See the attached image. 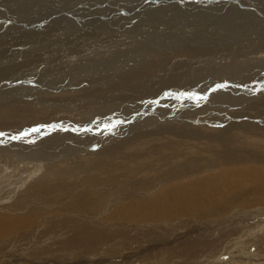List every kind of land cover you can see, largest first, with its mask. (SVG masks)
<instances>
[{
    "label": "rangeland",
    "instance_id": "rangeland-1",
    "mask_svg": "<svg viewBox=\"0 0 264 264\" xmlns=\"http://www.w3.org/2000/svg\"><path fill=\"white\" fill-rule=\"evenodd\" d=\"M14 1L31 2L35 0ZM50 1L53 2L54 6H59L61 12L57 10V17L49 18L53 21L49 29L45 27H41V29L40 27H26V24L22 27L27 28V30L31 28L29 31L43 32L44 30L47 32L50 30L57 34L67 31L62 30L63 25L69 26L71 24L69 26L70 32H75L77 35L75 34L76 36L72 37L70 34L72 39L65 41L64 44L75 43V50L71 48L70 51L73 55H69V52L68 57L64 58V55L60 54L56 59L57 64L54 65L57 66L56 69L54 68L57 71L60 65L59 61H62L64 65L69 62V67L66 68L67 72L64 76L71 81L61 96L56 97L54 94H45L43 100L37 102L27 94L32 93V89L35 92L43 91V89L38 84L24 81L26 80L25 76L18 74L17 80H0V89L2 86L4 88L13 87L9 92L1 90L2 93H0V133L5 134L0 136V157H3L2 154H9V156L11 154L22 155L25 152H28L26 155L35 154L32 155V158H28L27 163L29 164L19 165L22 168V175L19 180L16 177L18 181L30 182V178H34V173L30 176V172H28V176L24 172L27 169L26 165L29 170V167L30 169L35 168L31 164L44 162V166L37 168L41 171L43 168H47V162L55 160L57 164L54 170L58 173H65V180L61 181L63 183L62 190L48 191L50 192L48 198L52 203L47 207V204H44L45 198L42 199L43 196L39 194L40 190L33 192L19 187L21 192L12 191L6 194L0 186V193L5 194L0 196V216L10 221V224L6 226L7 229L0 231V264H264V198H260L264 195V184H256V181H254L256 183H252L253 180L246 181L243 174H241L240 178L237 179L238 185L237 181H230L229 178L220 175L221 168H216L217 160H225L224 155L228 152L236 153L237 156L244 158L252 156L256 162L251 161L254 165L264 166L261 162L264 160V91L260 90L264 88V45H258L260 48L255 45H250V47L247 45V49L243 45H237L228 49L227 43L224 44V41L220 43V36L222 37V35L218 34L217 39L211 38L212 42L216 41L217 45H222L223 48H214V45H210L212 43L206 40L207 42L204 44L207 48L200 47V50L196 49V52H193L192 50L195 48H187L193 42L187 44L184 41V45H180L181 48L172 46L176 44V41L179 42L177 40L178 36L172 33L173 28H175L173 25H167L168 28H171L170 31L162 32L171 36L172 39H166L163 35L158 36L153 32L151 33L152 30H149L147 36L143 35L136 40L134 36L138 34H130L126 38L121 30L115 34L112 32L114 28H108V34L101 36L104 40L100 36H98L99 39L95 38L98 40V44L101 45L100 49L86 56L83 55L84 60H81V62L85 61V63L78 65L79 68L77 63L74 62L78 58L74 59L73 57L74 54L79 53H76L78 51L76 48H84V46L88 47L85 50L89 47L92 48L91 45H88L89 40L92 39V28L90 29L88 26L92 21H95L94 17L100 19V16L106 17L110 23L111 20L120 19L124 15L125 18L130 16L132 21L134 20L131 21L133 24L130 26L139 29L141 33L145 29L147 31V26L144 23V21L147 23V17L152 20L157 17L158 20L156 19V21H163L165 18L174 20L175 17V19H179L180 27L181 24L185 25V22L189 24L185 25L189 27H184L181 30H179V27L177 30L180 35L185 34L180 37H185L191 30L190 27L197 19L196 17L203 13H206L205 17H208V15L215 12L217 7L222 9L227 3L233 5L232 0H165L164 3L157 1L153 2L154 4L149 3L147 9L143 11L144 13L140 15L134 13L138 11L136 9L138 8L137 2L140 0H132L131 3L124 0H102V6L98 4L99 8L96 7V4L87 7L82 6V8L78 7L79 9L73 7L76 12L91 10L89 12L94 17L91 16L88 21L84 18L85 14L80 16L84 19L81 20L78 18L80 14L70 18L67 17L69 15H64L62 11V9H65L63 3L74 1L76 4L77 2L82 4L83 0ZM238 1L234 5L241 8L243 4L245 5L243 2L247 0ZM181 2L188 6L183 7V9L190 12L189 16L184 10H179V6H182ZM133 3L136 6L135 8L132 5ZM128 6L130 9H128ZM83 7L86 9H83ZM162 17H164L163 20ZM134 18L136 21L139 19L140 25L134 24L136 22ZM205 22L208 23L209 20ZM28 23L32 22L29 21ZM141 24L143 25L141 26ZM78 27H80V30H78ZM0 28H2L1 25ZM150 29L159 31V26ZM6 32L9 33V31ZM3 33L0 34V38L3 37ZM14 33H16V30H14ZM65 36L67 38L69 33ZM133 39L136 41H133ZM163 40L166 44L161 46ZM125 41L126 43H124ZM260 41L262 39L257 42L260 44ZM154 42H158V46H154ZM166 46L168 48H164ZM53 48H59L56 40L53 41ZM111 48L113 51L110 50ZM140 48H143V50ZM115 49L120 51L117 52L116 50L114 52ZM42 51L39 50L38 52L40 56L36 53L32 55L38 59V57H42V53L44 55V51L49 52L50 50L45 49ZM222 51L226 55L220 58L218 56ZM214 52L216 54H213ZM229 55L230 58L234 59L231 62H227V60L225 62L224 59H228ZM259 56H262L261 60ZM100 57L104 60L103 64L88 66L89 63H93L95 60L96 63L102 61ZM108 58L109 60H107ZM17 61V58H15V62L4 61V63L2 61L0 71L11 64L16 65ZM30 67L31 65L27 66L28 69ZM47 67L51 68V66ZM36 69L37 67L32 68L29 72L31 73ZM246 70H249V73ZM252 72L257 74L254 76ZM165 73H167L165 79H161V76ZM259 73L262 74L261 77H257ZM140 74L144 77H139ZM101 76L103 77L100 78ZM126 76L134 78L123 81V77ZM96 77L98 83H95ZM124 82L131 83L125 84ZM78 83H80L79 86L85 87L86 91L89 89L88 98L83 99L81 91H75V87L71 90ZM218 85H224V87H217ZM155 86L157 88L159 86L160 89L156 91ZM229 89L234 91L232 96L234 99L229 101L230 103L226 104L227 99L223 100L226 103H222V100H217V102L210 99L215 91L231 94ZM152 90L155 92H152ZM54 92L55 94L58 93V91ZM109 92L110 94L115 93V95L107 98L103 97L104 103H102V95ZM190 93L206 97V99H198L197 101V99L188 97L187 94ZM96 96H99V100H93ZM26 97L29 99H24ZM115 98L117 100L121 99L122 104L116 106L121 109L109 113L99 112L102 110L111 111L107 108L115 104L110 103ZM158 99H167L164 102L166 107L163 109V112L166 111V116H158V114H154V111L152 113L151 110H147L149 115H141L144 113L140 112L138 114L139 112L134 113L132 111L140 110L143 105H147V102L154 103ZM26 101H30L32 106L28 105ZM20 102H23L26 108L21 114L22 116L15 113V109L10 110ZM207 102L210 104L207 105ZM212 103L215 104L212 105ZM224 105H230V107L225 109ZM129 109L130 112L127 115L134 113L129 122L126 124L119 123L121 126L119 125L118 128H112L111 130H107L108 127H106L107 131L97 134L96 143L92 141L90 138L91 133H96L98 130L96 127L102 121H110L115 117L119 118L120 115H117L119 111L122 115ZM156 109L154 108L155 111H157ZM228 109L230 112L226 111ZM94 116L96 118H93ZM167 116L178 117L179 121L173 123H179L183 127L162 130L158 134L147 132L148 144L143 146L137 144L139 141L136 140H144L141 137L145 135H142V132L147 124H156V122H150L151 119L155 118L158 121V119L163 120ZM206 116L210 120L206 119ZM31 119H34L35 123H29ZM146 121L147 124H145ZM185 122L193 126L188 127ZM34 128H39V131L43 134L38 135L39 131H29ZM127 128L131 129L132 132H128ZM45 129L47 131L43 132ZM25 132H30V134L16 139V142L4 140V138H12L15 133ZM126 136H129L126 140L128 142L125 141ZM62 141L66 142L61 144ZM131 142L133 144H128ZM41 145L43 148L40 154L34 149H28L29 146L35 148V146L40 147ZM127 145L128 150L125 148ZM51 146L54 147V150ZM49 147L53 150L50 154L45 151ZM112 150L115 152L112 153ZM107 152L111 154L112 158L116 156L114 161L107 165L108 174L114 177L113 181L110 178L108 179V174L104 173V166L103 173L100 170L98 171L99 178H106L109 182L103 184L101 191L97 188L101 192L100 195L93 199L89 196L80 197L81 195L78 194L73 198L72 204L70 202L71 194H77L72 192L78 191V186L84 183L81 182L82 176L69 179V175L87 169L88 163L95 159L96 155L100 159H108L110 154L108 155ZM148 152L149 154L156 153L153 154L150 160L153 165H157L156 167L165 165L164 167L160 166L159 175L160 178L164 177L168 183L158 186L156 184L159 182V175L147 176V173L149 174L147 172ZM37 153L39 154L38 158H36ZM119 154H122L121 158H118ZM22 161H26V159ZM194 166H201V169L213 167L205 170L213 171V175L207 179L210 183L217 185V188L213 190V195L209 190L205 192V195H202V193L197 195V193L192 192L191 196H186L192 190L194 184L205 181V173H200ZM2 167L0 164V168ZM1 173L2 170H0ZM93 173L94 171L89 172L87 169L85 175L87 178L89 175L96 177ZM44 174H47L46 170ZM187 174L190 175L185 176ZM14 175L12 176L15 178ZM72 176H75V174ZM231 183L233 189L228 190L227 186L229 185L227 184ZM182 184L186 185L187 191L178 190ZM234 185H238V187L234 188ZM84 187L88 191L94 188L91 185H85ZM146 189L147 192L142 191ZM166 189L168 190L165 191ZM195 189L202 192L203 187L196 186ZM132 190L137 191L138 194L131 196ZM171 190L174 192L173 196L167 198L165 192L168 193ZM183 192L185 194L182 195ZM219 193L220 195H218ZM248 193L253 195L251 196ZM211 195L218 198L217 201L213 202ZM246 195H250V197H245ZM185 196L191 197V199L185 201ZM248 198H251L249 199L250 202ZM252 198H255L254 201L257 200V202L252 201ZM243 199H247V201L241 202L244 201ZM195 201H199V203ZM210 202L212 205H210ZM29 251L34 252L29 255ZM27 256H29V259ZM244 260H249V262H243Z\"/></svg>",
    "mask_w": 264,
    "mask_h": 264
},
{
    "label": "bare ground",
    "instance_id": "bare-ground-1",
    "mask_svg": "<svg viewBox=\"0 0 264 264\" xmlns=\"http://www.w3.org/2000/svg\"><path fill=\"white\" fill-rule=\"evenodd\" d=\"M105 1V0H103ZM102 0H83L82 4H77L73 1V2H70V3H63L64 5V8L65 9H62V11L64 12V15H69L67 17H70V18H74V16L76 15H79L78 18H80L81 20H84L83 17H80L82 14L84 16V18L86 19V21H88V18H90L91 16H93L92 14H90L89 10L88 12L86 11H78L76 12V10L74 8H82V6H91L92 4H96L98 6V4H101L102 6V3H103ZM108 1V0H107ZM106 1V2H107ZM117 1V0H116ZM123 1V0H122ZM124 1H127V2H133L132 0H124ZM137 1V0H135ZM157 1H160V2H163L165 0H140L138 1L137 5H138V11H135L134 13H136V15H140L142 13H144L143 11H145V9H147V5H149V3L151 4H154L155 2ZM173 1V0H172ZM192 1V0H191ZM205 1V0H204ZM202 1V2H204ZM207 1V0H206ZM154 2V3H153ZM211 2V1H209ZM214 2V1H213ZM228 2V1H227ZM235 2H239L238 0H232V4L234 5ZM136 3V2H135ZM175 3V2H174ZM208 3V2H207ZM206 3V4H207ZM245 3V5L243 4ZM242 4V7L240 8L239 6L237 5H231L230 3H227L225 5V7L222 9H219L217 7V9L215 10V12L212 10V12L214 13H211L210 15H208V17H205V14H201L199 16H201V18L196 17L197 19L194 20V23L191 25L190 29L189 30V33L186 34L185 37H180L181 35L177 32L178 28L180 27L179 25V19H175L174 17V20L172 19H164V17H162V20L163 21H156V19L152 20V19H149L147 17V23L146 21H144L145 23V26H147V31L146 29L141 33L139 29H135L133 27H131L130 25L133 24L132 22V18L130 16H127L125 18V15L124 17L122 16L120 19H115V20H111L110 23L108 22V19L106 17H101L98 18V17H94L93 19L95 20L94 22L92 21L90 24H89V28L91 29L92 28V39L89 40L88 42V45H91L92 48L89 47V49H86L85 48H88L86 46H84V48H76L79 52L77 55L74 54V59L78 58V60H74V62L77 63V66L78 65H81L83 63H85V61H82L81 60H84V56L83 55H87V54H90L91 52L93 51H96L97 49L99 50L101 45L98 44V40L95 39L96 37L99 39L98 36H103L105 34H108L107 31L109 30L108 28H111L113 29L114 28V31H112L113 33L116 34L117 31H122L123 34H124V37H126L127 35H130V34H138L136 36H134V39H139V37H142L143 35H146L148 34L149 30H152L151 33H155L157 34L158 36H161L163 35L166 39L171 38V36H168L167 34H164L165 32L164 31H170L171 28H168L167 25H173L175 28H173L172 30V33L173 35L175 36H178L177 40L176 41V44L172 45L174 48H177V47H180L183 46V42L186 41L187 44H192L191 42H193V44L187 48H195L194 50H192L193 52H196V49L200 50V47H203V48H207V46L204 44L205 42H207L206 40H208V42L212 43L210 45H214L213 47L214 48H223V46H219L217 45V42H212V39L211 38H216L218 36V34H221L222 37L220 36V43L224 41V44L227 43V47L228 49L229 48H232L233 46H237V45H243L245 48L246 46L248 45L250 47V45H255L258 47V45H264V0H247V1H244ZM107 4V3H106ZM167 4V3H166ZM205 4V3H204ZM56 5V4H55ZM104 5V4H103ZM108 5V4H107ZM113 5V4H112ZM128 5V4H127ZM131 5V4H130ZM134 6V8L136 7L135 4L133 3L132 4ZM179 5V4H178ZM181 5L182 6H179V10H184L183 7H188L187 5H185L184 2H181ZM69 6H72L71 8ZM118 6V5H117ZM151 6V5H150ZM155 6V5H154ZM214 6V5H213ZM59 6H54L53 5V2L50 1V0H35V1H31V2H26V1H19V2H15L14 0H1L0 1V25L2 28H0V34L2 32H4L2 34L3 37L0 38V47H3V48H0V50L2 49L3 51L1 52L0 51V63H2V61H9V62H15V58L18 59L17 61V64H11L9 67L7 68H4L3 70L0 71V80L1 79H13V80H17V78L19 77L18 74L22 75V76H25L26 77V80L24 81H28V82H31V83H35V84H38L39 86H41V88L43 89V91H37L35 92L33 89H32V93H28L27 95L31 98H34L35 101L37 102H41L43 100V95L45 94H54V96L56 97H59L61 96L64 91L67 89V86L69 84V82L71 80L68 79V77L64 76L65 73L67 72V67H69V62H67L65 65L62 61H59V68L57 69V71L55 70L56 67L54 66L55 64H57L56 62V59H58V56L61 55H64L63 57L64 58H67L68 57V53L72 50L71 48H74L75 47V43H72L70 45H66L64 44L65 41L67 40H71L72 37H75L77 34L75 32H70L71 30L69 29L70 25L69 26H62V30H67V31H62V32H59L57 34H55L56 32H52V31H44L43 32H34V31H29L27 30V28H23L22 26L24 24H26L28 26H32L34 28H38L40 27H45L47 29L50 28V26L52 25L53 21L50 20L49 18H53L56 16V11L59 10V12H61V9L58 8ZM74 7V8H73ZM85 7H83V9H86ZM127 7V6H126ZM132 7V6H131ZM142 7V8H141ZM149 7V6H148ZM165 7V6H164ZM201 7V6H200ZM221 7V5H220ZM58 8V9H57ZM153 8V7H152ZM159 8V7H158ZM163 8V7H162ZM199 8V7H198ZM213 8V7H212ZM79 9V8H78ZM101 9V8H100ZM117 9V8H116ZM128 9L129 6H128ZM154 9H157V8H154ZM153 9V10H154ZM201 9V8H200ZM81 10V9H80ZM115 10V9H114ZM113 10V11H114ZM118 10V9H117ZM140 10V11H139ZM158 10V9H157ZM194 10V9H193ZM196 10V9H195ZM219 10H221L219 12ZM150 11V10H149ZM152 11V10H151ZM150 11V12H151ZM185 11V10H184ZM192 11V10H191ZM203 11V10H202ZM211 11V10H210ZM224 11V12H222ZM110 12V11H109ZM124 12V11H123ZM126 12V10H125ZM124 12V13H125ZM160 12V10H159ZM162 12V11H161ZM186 12V11H185ZM208 12V11H206ZM218 12V13H216ZM52 13V14H51ZM87 13V14H86ZM94 14V11L92 12ZM155 13V12H154ZM158 13V12H157ZM163 13V12H162ZM170 13V12H169ZM174 13V12H173ZM187 15L190 13V12H186ZM197 13V12H196ZM180 14V13H179ZM184 14V13H183ZM198 14V13H197ZM117 15V14H116ZM135 15V14H134ZM175 15V13H174ZM186 15V14H185ZM186 15V17H187ZM51 16V17H50ZM73 16V17H72ZM114 17V15H112ZM119 16V15H117ZM132 16V15H131ZM154 16V15H153ZM170 16V15H169ZM182 17V15H180ZM189 16V15H188ZM57 17V16H56ZM62 17V16H61ZM112 17V18H113ZM116 17V16H115ZM143 17V16H142ZM159 17V16H158ZM185 17V18H186ZM96 18V19H95ZM155 18V17H154ZM178 18V17H177ZM180 18V17H179ZM188 18V17H187ZM49 19V20H47ZM92 19V20H93ZM135 19V18H134ZM183 19V18H181ZM180 19V20H181ZM191 19V18H190ZM54 20V19H53ZM139 19H135V23L136 25H140V23L138 22ZM158 20V19H157ZM185 20V19H183ZM192 20V19H191ZM206 20H209L208 23H206L205 21ZM31 21L32 23H28ZM43 22L42 24L40 22ZM68 21V20H67ZM132 21V22H131ZM141 21V20H140ZM182 21V20H181ZM187 21V20H186ZM4 22V23H3ZM74 22V21H73ZM176 22V23H175ZM190 22V21H189ZM75 23H77L75 21ZM81 23V22H80ZM187 22H185L184 24L185 25H189L188 23L186 24ZM56 24V23H55ZM79 24V22H78ZM14 25V26H13ZM75 25V24H74ZM73 25V26H74ZM83 25V24H82ZM143 24H141L142 26ZM183 24H181V27L179 30L183 29L184 27H189V26H185ZM72 26V27H73ZM87 26V25H86ZM134 26V25H133ZM156 26H159V31H156L154 29H150V28H154ZM77 27V26H76ZM107 27V28H106ZM61 28V27H60ZM80 30V27H78ZM83 28V26H82ZM87 29V28H86ZM141 29V28H140ZM187 29V28H186ZM14 30H16V33H14ZM6 31H9V33H7ZM91 31V30H90ZM6 32V33H5ZM164 32V33H162ZM69 33V36L67 38H65L66 34ZM112 33V35H114ZM192 33V34H191ZM71 34V36H70ZM76 34V35H75ZM160 34V35H159ZM191 34V35H189ZM185 35V34H183ZM189 35V36H188ZM109 36V35H108ZM147 36V35H146ZM153 36V35H152ZM151 36V37H152ZM81 37V36H80ZM102 38V37H101ZM106 38V37H105ZM110 38V36H109ZM112 38V37H111ZM127 38V37H126ZM153 38V37H152ZM203 38V39H202ZM75 39V38H74ZM103 39V38H102ZM119 39V38H118ZM117 39V40H118ZM125 39V38H124ZM122 39V40H124ZM129 39V38H128ZM133 41H136L134 40ZM217 39V38H216ZM259 39H262V41H260L261 43L259 44L257 41H259ZM56 40L57 41V44L59 46V48H56L54 49L53 48V41ZM76 40V39H75ZM104 40V39H103ZM115 40V39H114ZM126 40V39H125ZM132 40V39H131ZM149 40V39H148ZM153 40V39H152ZM157 40V39H156ZM155 40V41H156ZM79 41V40H78ZM101 41V40H100ZM130 41V40H129ZM219 41V40H217ZM11 42V43H10ZM70 42V41H69ZM68 42V43H69ZM76 42V41H75ZM142 42V41H141ZM151 42V40H150ZM159 42V41H158ZM158 42H154L153 45L154 46H158L157 43ZM16 43H17V46H16ZM84 43V42H83ZM122 43V42H121ZM126 43V41L124 42ZM161 43V42H160ZM80 44V43H79ZM164 44H166V42H164L163 40V43H161V46H164ZM209 44V43H208ZM55 45V44H54ZM30 46V48H28ZM73 46V47H72ZM106 46V44H105ZM109 46V45H108ZM247 46V47H248ZM11 47H16V48H11ZM82 47V46H81ZM160 47V46H159ZM172 47V48H173ZM264 47V46H263ZM44 48V50L48 49L50 50L49 52H45L44 50V55H42L43 51L42 49ZM164 48H168L167 46L164 47ZM181 48V47H180ZM244 48V49H245ZM260 48V46L258 47ZM92 49V51H91ZM141 50H143V48H140ZM163 49V48H162ZM247 49V48H246ZM249 49V48H248ZM25 50V51H24ZM39 50H41L42 54L41 56L42 57H38L40 56V53L38 55V52ZM75 50V48H74ZM112 50V48L110 49ZM117 49H115L114 52H116ZM197 50V51H198ZM202 50V49H201ZM205 50V49H204ZM237 50V49H236ZM235 50V51H236ZM257 50V49H256ZM113 51V50H112ZM120 51V50H117V52ZM215 51V50H214ZM242 51V50H241ZM220 52V51H219ZM238 52V51H237ZM248 52V51H247ZM37 54L38 56V59H36V57H34L32 54ZM96 53V52H95ZM101 53V52H100ZM202 53V52H201ZM99 54V53H98ZM110 54V53H109ZM211 54V53H210ZM213 54H216L215 52ZM69 55H73L72 52L69 53ZM100 55V54H99ZM106 55H108L106 53ZM105 55V56H106ZM203 55V54H202ZM207 55V54H206ZM226 54L223 53V51L221 52V54L218 56V57H223L225 56ZM238 55V53H237ZM104 56V55H103ZM257 56V55H256ZM263 56V55H262ZM262 56L260 57V60L262 58ZM191 57V56H190ZM208 57V56H207ZM258 57V56H257ZM61 58V57H60ZM59 58V60H60ZM102 60V57H100ZM105 58V57H104ZM213 58V57H211ZM52 59V61H51ZM218 59V58H217ZM232 59L234 58H230V55L228 57V59H224L225 62L227 60V62H231ZM256 59V58H255ZM90 60V59H89ZM109 60V58L107 59ZM189 60V59H188ZM196 60V59H195ZM204 60V59H203ZM208 60V59H207ZM73 61V60H72ZM96 61V60H95ZM93 62V63H89L88 66L92 67L94 65H98V64H103L104 60L96 63V62ZM173 61V60H172ZM202 61V60H200ZM223 61V60H222ZM56 62V63H55ZM81 62V63H79ZM88 62V61H87ZM191 62V60H190ZM193 62V61H192ZM212 62V61H211ZM5 63V62H4ZM75 63V64H76ZM141 63V62H140ZM173 63V62H172ZM201 63V62H200ZM8 64V63H6ZM94 64V65H93ZM136 64V62H135ZM31 65V67L28 69L27 66L29 67ZM47 66H51V68L49 69ZM76 66V67H77ZM135 66V65H134ZM133 66V68H134ZM139 66V65H138ZM137 66V67H138ZM207 66V65H206ZM37 67L36 70L32 71L31 73L29 72L32 68H35ZM55 68V69H54ZM79 68V66H78ZM212 68V67H211ZM206 69V67H205ZM251 69V68H249ZM179 70V69H178ZM219 70V69H218ZM252 70V69H251ZM262 70V69H261ZM260 70V71H261ZM173 71V69H172ZM181 71V70H180ZM247 71V70H246ZM249 71V70H248ZM247 71V72H248ZM193 72H194V69H193ZM200 72V71H199ZM212 72V71H211ZM217 72V71H216ZM173 73V72H172ZM196 73V72H195ZM201 73V72H200ZM210 73V72H208ZM213 73V72H212ZM249 73V72H248ZM253 73V72H252ZM100 74V73H99ZM143 74V73H141ZM140 74V75H141ZM167 73L163 74L161 76V79L164 78L165 79V75ZM194 74V73H193ZM247 74V73H246ZM254 76L257 74L256 72L253 73ZM252 74V75H253ZM124 75V74H123ZM139 77H144V75H141ZM199 75V74H198ZM261 73H259V75L257 77H261ZM35 76V78H33ZM75 76V75H74ZM176 76V75H175ZM212 76V75H211ZM46 77V78H45ZM103 76H101L100 78H102ZM134 77H129V76H126V77H123V81H127L129 79H132ZM77 79V78H76ZM90 79V78H89ZM97 79V77L95 78ZM246 79V78H244ZM33 81V82H32ZM97 80H95V83H98ZM134 81V80H133ZM236 81V80H235ZM254 81V80H253ZM196 82V81H195ZM18 83V82H17ZM82 83V82H81ZM125 84H130L131 82H124ZM101 84V83H100ZM121 84V83H120ZM197 84V83H196ZM10 85V84H9ZM20 85V84H19ZM80 83H78L77 85H74L71 90L75 87V91H81L82 93V96H83V99L84 98H88V94H89V89L86 91L85 87H81L79 86ZM122 85V84H121ZM200 85V84H199ZM7 86V84H6ZM11 86V85H10ZM101 86V85H100ZM178 86V85H177ZM205 86V85H203ZM81 87V88H80ZM184 87V86H183ZM13 87H6L4 88L2 86V88L0 89L1 90H5L4 92H9L11 91ZM154 88H156V91H158L160 88L158 86V88L155 86ZM153 88V89H154ZM197 88V87H196ZM121 89V88H120ZM220 89V88H219ZM204 90V89H203ZM54 91H58L57 94H55ZM111 91V90H110ZM201 91V90H200ZM230 93L231 94H223V93H219L217 91L213 92V95L210 97V99L212 101H221L222 100V103H226V101H223L224 99H227V103H230L229 101H232L234 99L233 94H234V91H231L229 89ZM3 92V93H4ZM150 92V91H149ZM152 92H155L154 90H152ZM244 92V91H243ZM2 93V91L0 92ZM84 93V94H83ZM118 93V92H117ZM123 93V92H122ZM178 93V92H177ZM227 93V92H226ZM180 94V93H179ZM2 95V94H1ZM20 95H21V91H20ZM77 95V94H76ZM106 95V96H105ZM105 95H102V103H104V100H103V97H110V96H114L115 93H111L110 92L108 94H105ZM18 96V95H16ZM149 96V94H148ZM175 96V95H173ZM238 96V95H237ZM99 96H96L95 99L93 100H99L98 99ZM101 98V96H100ZM104 98V99H106ZM245 98V97H244ZM24 99H29V98H24ZM110 99V98H108ZM242 99V98H241ZM246 99V98H245ZM129 100V98H128ZM167 99H158L156 100L154 103L152 102H147V105H143V108L140 109V110H132L134 113L135 112H139L138 114H140V112H143L144 114H141V115H149V113L147 112V110H151L152 113L154 111V114H158V116H166V111L163 112V109L166 107L165 105V101ZM210 100V101H211ZM1 101V100H0ZM198 101V99H197ZM207 101V100H206ZM217 101V102H218ZM28 105L32 106L31 105V102L30 101H26ZM25 102V103H26ZM109 102V101H107ZM121 99L117 100L116 98L114 100H111L110 103H115L114 105H112L110 108H107L111 111H107L106 110H102V111H99L101 113H109V112H112V111H117L119 109H121L120 107H116L121 103ZM146 102V101H145ZM216 102V103H217ZM192 103V102H191ZM205 103V102H204ZM126 104V103H125ZM146 104V103H145ZM210 104L207 102V105ZM215 104V103H214ZM212 103V105H214ZM190 105V104H189ZM188 105V106H189ZM206 105V106H207ZM203 106V105H202ZM225 109H227L226 107H230V105H224L223 106ZM100 108V107H99ZM154 108H157L155 111ZM188 108V107H187ZM199 108V107H198ZM15 109V113H19L20 116H22L21 114L23 113V111L26 110L25 108V105L23 104V102H20V103H17L15 104L10 110H13ZM123 109V108H122ZM192 109V107H191ZM3 110V109H2ZM5 110V109H4ZM1 111V110H0ZM191 111V110H190ZM208 111V110H207ZM225 111V110H224ZM227 112L229 111L226 110ZM130 112V109L128 111H126L125 113H123L122 115L120 114V111L117 113V115H120L119 118L115 117L114 119L110 120V121H102L100 123V125H98L96 128H98V130L96 131V133H91V136L90 138L92 139L93 142L96 143V138L98 139V133L102 134L103 132L107 131L108 128H106V125L107 124H116L117 126L114 127V128H118L119 125L121 126V124L117 123L118 121H123V124H126L127 122H129L133 117V114L134 113H130L129 115H127L128 113ZM230 112V111H229ZM3 113V112H2ZM7 113V112H6ZM5 113V114H6ZM218 113V112H217ZM189 114V113H188ZM196 114V113H195ZM194 114V115H195ZM221 114V113H220ZM1 115V114H0ZM116 115V116H117ZM190 115V114H189ZM192 115V116H194ZM200 115H203V114H200ZM222 115V114H221ZM9 116V115H8ZM157 116V117H158ZM210 116V114H209ZM121 117V118H120ZM186 117V115H185ZM198 117V116H197ZM203 117V116H202ZM208 120H210L208 118V116H206ZM211 117V116H210ZM214 117V116H213ZM93 118H96V116H94ZM199 118V117H198ZM216 118V117H215ZM198 120V119H197ZM36 121V120H35ZM179 119L178 117L176 116H167L165 119L163 120H159L157 121V119L153 118L151 119L150 122H156V124H153V123H150V124H147V121L145 122V124H147V127H143L144 128V131L142 132V136L141 139H144L143 141H141L140 139L136 140V141H139L137 144L140 145V146H143V145H147L148 142H147V132H156L157 134L158 133H161L162 130H167V129H172V128H182L183 125L181 124H175L173 122H178ZM194 121V120H193ZM200 121V120H199ZM34 122V119H31L29 121V123H33ZM188 122V121H186ZM185 122V125L188 126V127H192L193 125H189ZM35 123V122H34ZM208 123V122H207ZM103 124V125H101ZM195 124V123H194ZM228 124V123H227ZM134 125V124H133ZM43 127V126H42ZM101 128V129H99ZM107 130H106V129ZM113 128V129H114ZM186 128V127H184ZM247 128V127H246ZM128 132H132V130L129 128H127ZM146 129V130H145ZM136 130V129H135ZM139 130V129H138ZM137 130V131H138ZM234 130V129H233ZM30 131V130H29ZM47 131V129H45L43 132ZM183 131V130H182ZM231 131V130H230ZM229 131V132H230ZM241 132V131H240ZM187 133V132H186ZM242 133V132H241ZM245 133V132H244ZM22 134V133H21ZM38 135L41 134V132L39 131L37 133ZM43 134V133H42ZM41 134V135H42ZM139 134V133H138ZM243 134V133H242ZM20 134L19 133H15L13 134V137L15 136H19ZM133 136V135H132ZM137 136V135H136ZM135 136V137H136ZM158 136V135H157ZM234 136V135H233ZM245 136V135H244ZM247 136V135H246ZM25 137V136H24ZM88 137H89V134H88ZM129 136H126L125 138V141L127 140ZM139 138H140V135H139ZM2 139V138H1ZM150 139V138H149ZM5 141H13V142H16L15 140L16 139H13V138H4ZM3 140V141H4ZM63 140V138H62ZM135 140V138H134ZM155 140V139H154ZM89 141V140H88ZM91 141V140H90ZM60 142V141H59ZM64 142L66 141H62L61 144H63ZM87 142V141H86ZM128 142V141H126ZM130 142V141H129ZM235 142V141H234ZM57 143V142H56ZM125 143V142H124ZM150 143V142H149ZM16 144V143H15ZM128 144H133L132 142L131 143H128ZM43 145V143H42ZM40 146V147H36L35 148H30L31 146L28 147V149H34L35 151H38V153L40 154L41 153V149L43 148V146ZM54 146V145H53ZM51 146V148L53 147ZM102 146V145H101ZM119 147V146H118ZM21 148V147H20ZM23 148V147H22ZM37 148V149H36ZM50 147L48 149H45V151L50 154L53 150H54V147H53V150L51 149ZM126 150H128V145L127 147H125ZM33 150V151H34ZM2 151V150H1ZM115 151L112 150V153H114ZM26 153L28 152H25L24 154H11L9 156V154H2L3 157H0V164L3 166L2 168H0V170H2V173L0 174V176L2 175H6V176H2L0 178V183H1V190L4 192V193H9V192H12V191H16V192H21L20 188L21 187L22 189H25L26 191H33V192H39V194H41L43 196L42 199L45 198V203L44 204H47V206L51 205V201L49 200L48 196L50 194V192L52 191H55L56 189L58 190H62L63 189V183L61 181H64L65 180V173H58L54 170L55 168V165L57 164L56 160L53 161V162H47V168H43L41 171H39L37 168L38 167H42L44 166V162L43 163H39V162H35L37 164L33 165L31 164L32 166H35L34 169H30L29 167V170H28V166L26 165L25 167L27 169L24 170L25 173H27L28 175V172H30V176H32V174L34 173V178H30V182H22V181H18L20 179V176L22 175L21 174V167L19 165L23 164V163H26V164H29L27 163L28 162V158H32L33 156L32 155H35V154H28L26 155ZM35 153V152H34ZM37 153V157H39V154ZM108 153V152H107ZM94 154V153H93ZM110 153H108L109 155ZM153 154H156V153H150L148 152L147 154V172H149V174L147 173V176L149 175H154V174H157L159 175L160 172V166H165V165H160L158 167H156L155 165H153V163L150 161L153 157ZM161 154V153H160ZM6 157H5V156ZM113 155V154H112ZM158 155V154H157ZM107 156V155H106ZM226 158L225 160L221 161L220 160H217V167L221 168V171H220V175H223L227 178H229L230 181H237L238 178H240L239 176L241 174H243V177L246 181H249V180H253L252 183H256L259 185L260 184H264V166L262 165H254V163H252L251 161L255 162V159L254 157H247V158H244L242 156H237L236 153H232V152H228L227 154L224 155ZM254 156V155H253ZM54 157V156H53ZM122 157V154L118 155V158H121ZM95 159L91 160V162L88 163V170L89 172L94 171V175L96 177H94L93 175H89V177L87 178L86 175H85V172L87 171V169H82L80 170L79 172L77 171L76 172V169H75V172L76 173H72L71 175H69V179L70 178H74V177H77V176H82V179H81V182L84 183L82 184L81 186H78V191H74L72 193H77V194H71V197H70V202L72 203L73 201V198L76 197L78 194L81 195L80 197H86V196H89L90 198H96L98 195H100V191L101 189L103 188V184H105V182H109V180L107 181L106 178H99L100 174H99V170L103 173L104 171V166H105V172L106 174H108V164L112 161H114V159L116 158V156L114 158H112L111 154L109 155V158L106 159V160H103V159H100L97 155L94 157ZM23 159H26V161H22ZM34 159V158H33ZM31 159V160H33ZM143 159V157H142ZM59 160V159H57ZM155 160V159H154ZM63 161V160H61ZM31 162V161H30ZM154 162V161H153ZM263 164H264V160L261 161ZM33 163V162H32ZM256 163V162H255ZM104 164V165H103ZM251 164V165H249ZM23 166V165H22ZM210 166V165H209ZM241 166V167H240ZM140 168V167H139ZM162 168V167H161ZM194 168H196L200 173L204 172L205 173V181L203 183H196L192 186V190H190L186 196H191L192 195V192H195L197 193V195H200V193H202V195H205V192L206 191H211L212 192V195H213V190L215 188H217V185L215 183H210L209 181H207L208 178H210L212 175H213V171H205V170H208L210 168H213V167H205L204 169H201V166H194ZM40 169V168H39ZM191 169V168H190ZM47 171V174H44V171ZM72 171V170H71ZM111 171V170H110ZM50 172V173H49ZM70 172V171H69ZM211 172V173H209ZM23 173V172H22ZM49 173V174H48ZM13 174H15V178L12 176ZM19 174V175H17ZM24 174V173H23ZM75 176H72L74 175ZM163 174V173H162ZM25 175V174H24ZM26 175V176H27ZM28 175V176H29ZM109 175V174H108ZM190 174H187L185 176H189ZM12 176L11 179H9V177ZM184 176V177H185ZM18 180H17V178ZM26 178V177H25ZM99 178V179H98ZM111 179L113 181L114 177L112 175H109L108 176V179ZM159 178H160V175H159ZM23 179V177H22ZM102 179V180H101ZM129 179V178H128ZM24 180V179H23ZM104 180V181H103ZM240 180V179H239ZM149 181V180H148ZM175 181V179H174ZM256 181V182H254ZM15 182V183H14ZM20 182V183H19ZM131 182V181H129ZM241 182V181H240ZM251 182V181H250ZM249 182V184H251ZM14 183V185L11 187V185ZM168 183L166 179L163 178H160L159 179V182L156 184V185H163V184H166ZM195 183V182H194ZM238 185H239V182L237 181ZM244 183V182H243ZM20 184V185H19ZM116 184H118L116 182ZM122 184V183H121ZM142 184H144L142 182ZM188 184V183H187ZM191 184V183H190ZM247 184V183H246ZM85 185H91L93 186V190L91 191H88L85 190L86 188L84 187ZM107 185V184H106ZM112 185V184H111ZM155 185V186H156ZM192 185V184H191ZM229 186H227V189L228 190H232V183L231 184H227ZM234 185V188H237L238 187ZM242 185V184H240ZM252 185V184H251ZM255 185V184H254ZM76 186V185H75ZM110 186V185H109ZM196 186H199V187H203L202 192H198L195 187ZM245 186V185H243ZM256 186V185H255ZM70 187V186H69ZM73 187V186H72ZM106 187V186H105ZM123 187V186H122ZM260 187V186H259ZM68 188V187H67ZM66 188V189H67ZM77 188V187H76ZM75 188V190H76ZM85 188V189H84ZM97 188L100 190L98 191ZM133 188V187H132ZM153 188V187H151ZM188 188V187H187ZM243 188V187H242ZM250 188V187H249ZM262 188V187H261ZM13 189V190H12ZM69 189V188H68ZM122 189V188H121ZM170 189V187H169ZM187 191L186 189V185L185 184H182L181 186H179V189L180 191ZM260 189V188H259ZM168 189H166L165 191H167ZM236 190V189H235ZM252 190V189H251ZM23 191V190H22ZM50 191V192H48ZM73 191V190H72ZM142 191H145L147 192V189L146 190H142ZM140 191V192H142ZM173 190H171L170 192L166 193L165 192V196L167 198H170L173 196V193L172 192ZM237 191V190H236ZM182 193L185 194V193ZM231 192V191H230ZM254 192V190H253ZM252 192V193H253ZM258 192V191H257ZM256 192V193H257ZM263 192V191H262ZM1 194L0 193V196L1 195H5V194ZM250 194L251 196L253 194ZM264 193V192H263ZM129 194V193H128ZM138 193L137 191H134L132 190V192L130 193V195L132 196H136ZM261 194V193H260ZM211 195V199L213 202H215V200L217 201L218 198L216 197H213ZM220 195V193L218 194ZM250 195H246L245 197L249 196ZM185 196V201L186 200H190L191 197H186ZM114 198V197H113ZM257 198V197H256ZM260 198H264V195L263 197H260ZM249 199L251 198H248V201ZM253 199V198H252ZM255 199V198H254ZM254 199L252 201H254ZM183 200V199H182ZM244 200V199H243ZM247 201V199H245ZM244 201H241V202H245ZM261 200V199H260ZM203 201V199H202ZM205 201V200H204ZM207 201V200H206ZM257 202V200H255ZM254 201V202H255ZM197 202V201H195ZM209 202V201H208ZM250 202V201H249ZM60 203V201H59ZM70 203V204H71ZM183 203V202H181ZM199 203V201L197 202ZM252 203V202H251ZM43 204V205H44ZM73 204V203H72ZM229 204H232V203H229ZM196 205V204H195ZM210 205L211 202H210ZM225 205V203H224ZM200 206V205H199ZM218 206V205H217ZM227 206V205H225ZM36 207H39L41 208L40 206H36ZM44 207V206H43ZM220 207V206H219ZM250 208V207H249ZM55 211V210H54ZM226 221V220H225ZM264 222V221H263ZM10 224V221L9 219H6V218H3L0 216V231H4L6 228L7 225ZM43 230V229H42ZM262 230V229H261ZM45 231V230H44ZM46 232V231H45ZM40 241V239H39ZM59 242V241H58ZM36 244V243H35ZM37 245V244H36ZM35 245V246H36ZM37 248V246H36ZM246 249V248H245ZM254 249V248H253ZM32 250V248H31ZM30 250V251H31ZM35 250V249H34ZM53 250V249H52ZM240 250V249H239ZM29 251V255H31L30 253L34 252H30ZM241 252V251H240ZM239 252V253H240ZM45 253V252H44ZM50 253V252H49ZM238 253V254H239ZM24 255V254H22ZM33 255V254H32ZM47 256V255H46ZM49 257V255H48ZM27 258L29 259V256H27ZM33 258V257H32ZM47 258V257H46ZM257 260V259H256ZM243 262H249V260H244ZM263 262V261H262ZM256 263V262H255ZM42 264V263H41Z\"/></svg>",
    "mask_w": 264,
    "mask_h": 264
},
{
    "label": "snow or ice",
    "instance_id": "snow-or-ice-1",
    "mask_svg": "<svg viewBox=\"0 0 264 264\" xmlns=\"http://www.w3.org/2000/svg\"><path fill=\"white\" fill-rule=\"evenodd\" d=\"M217 87H224V85H218ZM261 91H264V88H261L260 89ZM189 98H194V99H206V97H202V96H197V94L195 93H190V94H187ZM117 123H123V121H118ZM117 125L116 124H109L107 125L106 127H108L109 130H111L112 128L116 127ZM31 132H38L39 131V128H34L32 130H30ZM30 132H25V133H22L20 134L19 136H15V137H12L13 139H20L22 136H25V135H29ZM5 134L4 133H0V136H4Z\"/></svg>",
    "mask_w": 264,
    "mask_h": 264
}]
</instances>
